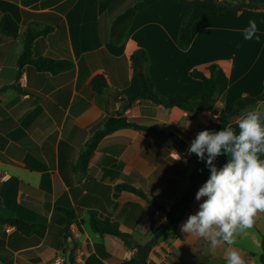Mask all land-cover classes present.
I'll return each mask as SVG.
<instances>
[{
  "label": "crops",
  "instance_id": "obj_1",
  "mask_svg": "<svg viewBox=\"0 0 264 264\" xmlns=\"http://www.w3.org/2000/svg\"><path fill=\"white\" fill-rule=\"evenodd\" d=\"M140 1L0 0V22L5 11L11 10L5 5L18 7L21 16L17 37L0 34V89L17 83L29 30L53 29L34 41V59H72L75 63L73 70L60 74L24 66L18 85L25 94L14 89L0 91V218L19 217L36 226L33 235L25 237L15 227L0 225V264H53L65 245L64 226L68 223L60 209L82 210L70 225L77 242L92 245L93 254L103 261H129L136 258L137 249L131 258H123L121 249L106 250L103 246L106 238L124 244L119 238H91L78 222L94 210L119 222L123 232L140 241L157 227L159 217L149 212L152 207L141 198L115 199V186L133 185L159 202L188 192L192 173L167 159L171 150L168 135L198 134L205 127L202 119L208 111L167 109L143 99L125 108L126 102L120 99L142 90L131 68L130 56L135 48L147 52L149 77L157 92L168 100L185 103L200 98L203 82L191 72L213 64L217 65L219 89L217 115H231L236 101L244 96L264 95V0H246L260 9L202 17L193 25L187 50L179 47L178 38L189 9L177 0H160L136 15L123 43H113L114 21ZM250 20L256 22L259 40L244 39L243 30ZM99 72L109 81L104 94L95 93L89 86ZM199 103L203 104L202 100ZM256 108L264 111V101L246 107L240 116ZM175 112L180 114L176 122ZM120 117L145 123L141 124L143 128L121 129L104 138L87 174L82 175L77 164L87 144L107 120ZM238 122L232 118L229 125L235 129ZM227 159L226 155L217 157L216 166L222 167ZM156 162L169 173L163 176L166 183L150 189L151 175L147 172L159 170L152 166ZM199 168L201 176L194 188L191 210L151 250L148 264H226L227 253L232 250L241 254L245 264H258L262 252H253L246 242L262 248V239L251 229L237 232L233 245L215 249L209 246L210 241L181 231V225L199 210L196 193L210 176L206 163ZM129 219L132 230L125 229ZM263 219L264 212L258 213L255 225Z\"/></svg>",
  "mask_w": 264,
  "mask_h": 264
},
{
  "label": "trees",
  "instance_id": "obj_2",
  "mask_svg": "<svg viewBox=\"0 0 264 264\" xmlns=\"http://www.w3.org/2000/svg\"><path fill=\"white\" fill-rule=\"evenodd\" d=\"M160 0H143L137 2L134 6L128 8L124 13L117 17L111 27V39L115 44H121L126 39L129 29L139 12L147 9L156 2ZM186 6L189 9V15L184 19L182 27L180 29L178 44L179 47L183 50H187L192 41V29L196 21L205 16H218L222 15L225 12L230 10H237L239 13L243 10L250 9H260V6L254 5L246 0H177ZM11 10L5 11V14L0 22V34L15 38L19 34V28L21 24L20 9L13 5H5ZM53 29L47 27L41 32H35L29 30L26 33L25 45L23 53L20 56V66L21 68L17 74V83L14 85L0 89L1 92H4L8 89H14L21 94H25L19 85L18 81L21 76V72L24 66H32L39 72H49L52 74H60L63 72L71 71L75 68V63L72 59L65 60H54L50 58L40 57L37 59L33 58V44L34 41L43 35L51 32ZM131 59V68L135 76H137L142 85V90L138 94L127 97L126 99L130 104L135 103L139 99L151 101L156 105H162L167 109L177 108L189 112H214L215 113V101L218 94V86L216 81V70L217 65L213 64L206 67L205 70H193L191 72L192 77L199 79L203 82L202 95L200 98H193L189 102H179L177 100H168L161 96L156 88L154 83L151 81L148 74V63L149 57L147 52L142 48H135L133 53L130 56ZM89 86L97 94H104L106 89L109 87V81L107 75L103 72L96 73L89 81ZM202 100L203 104H200L199 101ZM264 101V95L259 97H249L244 96L236 101L234 112L231 115H227L222 112L220 116V124H213V131L222 130L225 126L229 125L230 120L235 118L239 120L240 113L249 106H254L258 102ZM136 120V119H135ZM125 128H143L142 126L136 124L134 119L130 120L125 117L120 118H110L107 120L104 128L98 131L92 140L87 144L86 150L80 155L77 169L82 175L87 174L89 170V164L91 158L101 141L107 136ZM169 138L181 140L180 137L176 134H169ZM115 199H118L122 196H130L135 198H141L147 201L148 205L152 207V210H149L151 214H155L157 211L163 213L166 216L164 223H161L157 228H151L149 233L152 234L151 241L146 245H136L137 256L134 259L129 261H123L118 264H148V258L151 250L157 246L159 241L164 238L173 228L179 224L185 214L191 210V203L193 201V194L185 196L182 200L177 201L175 205L167 211L166 207L160 203L151 201L147 194L136 188L133 185L127 183H119L114 188ZM62 213L66 216L68 223L66 230L70 229V225L73 224L74 220L82 215V210L76 211L74 209H60ZM88 213V219L85 221L91 231L100 236H115L122 239L124 242L129 243L131 234L125 233L122 231L120 223L114 221L108 216H104L97 211L90 210ZM256 221L254 220L253 226ZM0 225H8L15 227L23 236L30 237L33 235L35 230V224L27 222L21 218L15 219H3L0 218ZM70 264H80L75 258L70 259ZM84 264H107L97 255L93 254L89 256ZM259 264H264V235L262 236V254L259 259Z\"/></svg>",
  "mask_w": 264,
  "mask_h": 264
},
{
  "label": "clouds",
  "instance_id": "obj_3",
  "mask_svg": "<svg viewBox=\"0 0 264 264\" xmlns=\"http://www.w3.org/2000/svg\"><path fill=\"white\" fill-rule=\"evenodd\" d=\"M243 31L245 40H259L255 20ZM187 152L206 163L210 176L196 193L199 210L181 225V231L210 241L212 249L231 246L234 235L250 229L256 215L264 212V111L243 112L235 129L227 125L219 131L199 132ZM221 155L228 159L218 168L215 161ZM180 159L176 152L175 160ZM226 264H245V260L232 250Z\"/></svg>",
  "mask_w": 264,
  "mask_h": 264
},
{
  "label": "rangeland",
  "instance_id": "obj_4",
  "mask_svg": "<svg viewBox=\"0 0 264 264\" xmlns=\"http://www.w3.org/2000/svg\"><path fill=\"white\" fill-rule=\"evenodd\" d=\"M120 100H124L126 102L125 104V108L127 107H130L132 104H130L128 102L127 99L125 98H121ZM126 110V109H124ZM194 112H197V111H194ZM176 114L174 115V118H173V121H177L179 118H180V114H177L178 112H175ZM136 121V124L140 125L145 123V121L141 120V119H136L134 120ZM202 121L205 123V127L202 131L204 130H212L213 127L212 125L213 124H219L220 123V116L217 115L216 113L214 112H208L207 114L204 115ZM172 134V133H171ZM197 134H194L193 136H188V135H185V134H182L180 135V139L181 141L185 142L188 147L190 146L191 144V141L195 138ZM168 140L170 141V151L168 152V157L167 159H169L170 161L172 162H176L178 163L179 165H181L182 167L185 168V170L188 171L189 169V173H192L191 175V186L188 190V192L182 196V197H171L170 199H168V202H159L157 200H150L151 201H154V202H157V203H160L161 205L165 206L167 211H169L171 209V207L173 205H175L177 203V201L179 200H182L185 196H189L190 194H193L195 191V186L201 176V170H200V166L202 164H204L205 162H201L199 160V158L197 156H194L193 154L189 155L187 151H184L186 152L185 154V157L187 158L186 161H183V160H175L174 158H172L171 154L173 152H180V151H183L182 149H180L173 141L171 138L168 137ZM152 166L154 169H159L158 171L156 170L155 172H152V171H148L147 173L149 175H151V183H150V189H157L158 188V185L159 184H163V182L166 183V178L163 177L164 175H167L169 173V170L166 172V170L164 169L165 167L162 165V163H152ZM152 172V173H151ZM166 172V173H165ZM148 196V195H147ZM169 208V209H168ZM156 216L159 217L158 221H157V227L159 226L160 223H164L165 219H166V216L161 213V212H156ZM88 217L86 219H82L81 222H78L80 224V226H84L88 232V235L93 238L95 236H100L98 234H95L91 231L89 225L85 222L87 221ZM163 221V222H162ZM125 229L126 230H132L133 229V226H132V221L129 219L126 221V225H125ZM156 227V228H157ZM65 228V245H62L63 246V249H62V252L58 253L57 254V259L56 261L53 263V264H70V259L71 258H75V260L80 263V264H84L85 260L93 255V250H92V245H88L87 243H82V242H77L74 238V236L71 235L70 233V229L66 230V226H64ZM254 233L257 234V237L258 239H262V236L264 235V219L263 221L261 220L257 225H254L250 228ZM80 232L83 233V230L80 229ZM129 232V231H128ZM131 232V231H130ZM147 238L146 239H143L141 238L142 240H138V239H135V237H133L131 235V238H130V242L129 243H126L124 242L122 239H120L124 244H117L116 242H114L113 240H109V238H106L108 240L105 241L104 239V243L106 245H103L106 250H108L109 247H113L119 251H121V255H123L122 257L123 258H131L132 257V251H134L136 248V245H146L148 244L151 239H152V234L151 233H147ZM100 237H106V236H100ZM111 244V245H109ZM246 245H249V247L252 248L253 252H258V253H261L262 252V248H255L254 245H251L250 243L246 242ZM121 249V250H120ZM116 261H119L118 259ZM105 263L109 264L112 263L114 264V262L110 261L107 259V261H104ZM257 262H259V260H257ZM116 264V263H115ZM259 264V263H258Z\"/></svg>",
  "mask_w": 264,
  "mask_h": 264
},
{
  "label": "water",
  "instance_id": "obj_5",
  "mask_svg": "<svg viewBox=\"0 0 264 264\" xmlns=\"http://www.w3.org/2000/svg\"><path fill=\"white\" fill-rule=\"evenodd\" d=\"M152 130H155V132H158V129H152ZM172 141L180 148L182 149L183 151H187L188 149V145L181 141V140H177L175 138L172 139ZM194 156H196L195 154H193Z\"/></svg>",
  "mask_w": 264,
  "mask_h": 264
},
{
  "label": "built area",
  "instance_id": "obj_6",
  "mask_svg": "<svg viewBox=\"0 0 264 264\" xmlns=\"http://www.w3.org/2000/svg\"><path fill=\"white\" fill-rule=\"evenodd\" d=\"M177 153L180 154V156H181V159H180V160H183V161H186V160H187V158L185 157L186 152H184V151H180V152H177ZM171 156H172V158L175 159L176 152H173V153L171 154Z\"/></svg>",
  "mask_w": 264,
  "mask_h": 264
}]
</instances>
